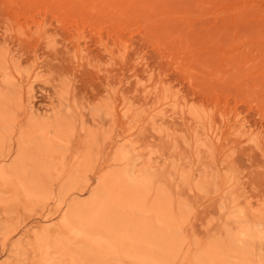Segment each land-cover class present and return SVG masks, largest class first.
I'll return each instance as SVG.
<instances>
[{"label":"rangeland","instance_id":"rangeland-1","mask_svg":"<svg viewBox=\"0 0 264 264\" xmlns=\"http://www.w3.org/2000/svg\"><path fill=\"white\" fill-rule=\"evenodd\" d=\"M4 52L11 69L44 74L36 107L62 95L76 123L107 143L105 154L133 145L151 160L155 182L184 204L186 242L232 231L241 192L254 206L264 200V0H0ZM14 74L19 127L26 75ZM103 157L79 181L77 199L88 200ZM66 210L0 179V264H132L122 254L101 258L71 236ZM56 244L79 258H61ZM15 248L20 258L10 256Z\"/></svg>","mask_w":264,"mask_h":264},{"label":"bare ground","instance_id":"bare-ground-1","mask_svg":"<svg viewBox=\"0 0 264 264\" xmlns=\"http://www.w3.org/2000/svg\"><path fill=\"white\" fill-rule=\"evenodd\" d=\"M5 52L4 56L0 54L2 181L13 177L28 196L54 199L58 204L67 206L62 217L64 227L101 258L122 254L132 264H264V223L261 220L264 217H261L262 208L256 209L264 206V200L254 206L252 200L241 192L239 202L236 200L241 207L235 214L230 211L233 221L238 222L232 231H225L203 243L199 240L186 242L185 236L180 235L185 222L184 204H174L166 187L155 182L156 173L149 164L151 160H145L144 153L137 152L133 145L129 152L123 145L120 148L111 147L113 152L105 154L107 143L102 144L96 134L88 132L83 121L76 123L70 104L65 103L67 98L62 95L58 96L56 103L50 100L42 110L36 107L33 92L37 82L44 80V74L40 69L32 68L31 74L29 69L23 72L15 66L11 69L6 64ZM14 72L19 77L26 75L21 77L25 79L23 83L26 82L27 98L21 112L26 119L19 127L13 107H19ZM121 111L122 118H128V108L124 106ZM156 115L150 112L146 116L153 126L156 125ZM158 115L164 117L160 113ZM241 133L242 136L248 135L246 129ZM101 152L102 157L108 156L103 157L99 164L102 173L97 176L95 187L90 189L88 200L81 201L76 196L80 191L79 181H88L85 176L92 172L97 161L95 156ZM63 179L65 182L60 183ZM55 182L60 184L57 193L53 188ZM67 191L72 202L64 197ZM241 195L244 197L243 206ZM246 212L254 214V217L246 216ZM227 216L232 215L228 213ZM54 248H59L61 258L71 261L79 258L78 251L77 254L69 252L61 244L54 245ZM12 253L19 256L16 248L10 256Z\"/></svg>","mask_w":264,"mask_h":264}]
</instances>
